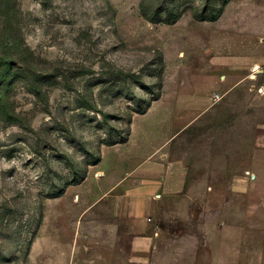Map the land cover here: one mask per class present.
Masks as SVG:
<instances>
[{"label": "rangeland", "instance_id": "obj_1", "mask_svg": "<svg viewBox=\"0 0 264 264\" xmlns=\"http://www.w3.org/2000/svg\"><path fill=\"white\" fill-rule=\"evenodd\" d=\"M263 148L264 0H0V264H264ZM149 155L187 188L140 256Z\"/></svg>", "mask_w": 264, "mask_h": 264}, {"label": "crops", "instance_id": "obj_2", "mask_svg": "<svg viewBox=\"0 0 264 264\" xmlns=\"http://www.w3.org/2000/svg\"><path fill=\"white\" fill-rule=\"evenodd\" d=\"M212 100L213 98H209L206 106H209ZM261 152L264 155V148ZM130 159L134 160V163L130 164L131 178L126 184L121 182L125 188L123 193L115 198L114 214L121 220L133 221L137 230L133 251L142 256L150 249L151 239L145 234L150 227L149 223L153 221L157 199L183 194L187 188V177L184 173L169 172L163 163L153 161L150 155L143 159H137V157ZM262 169V181L264 182V164H262ZM115 189L114 186L111 191Z\"/></svg>", "mask_w": 264, "mask_h": 264}, {"label": "trees", "instance_id": "obj_3", "mask_svg": "<svg viewBox=\"0 0 264 264\" xmlns=\"http://www.w3.org/2000/svg\"><path fill=\"white\" fill-rule=\"evenodd\" d=\"M222 10H220L219 11V13L215 16V17H213V18H210V20L211 21H215V20H217L219 17H220V15L222 14ZM144 113V112H143ZM72 185H77V184H72ZM64 194V190L60 193V195H63Z\"/></svg>", "mask_w": 264, "mask_h": 264}, {"label": "built area", "instance_id": "obj_4", "mask_svg": "<svg viewBox=\"0 0 264 264\" xmlns=\"http://www.w3.org/2000/svg\"><path fill=\"white\" fill-rule=\"evenodd\" d=\"M220 100V97L218 95L215 96V102H218Z\"/></svg>", "mask_w": 264, "mask_h": 264}]
</instances>
